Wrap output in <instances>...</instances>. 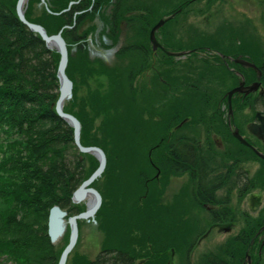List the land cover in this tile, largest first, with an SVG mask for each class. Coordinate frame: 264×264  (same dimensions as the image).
I'll use <instances>...</instances> for the list:
<instances>
[{
    "label": "trees",
    "instance_id": "trees-1",
    "mask_svg": "<svg viewBox=\"0 0 264 264\" xmlns=\"http://www.w3.org/2000/svg\"><path fill=\"white\" fill-rule=\"evenodd\" d=\"M17 1L0 0V264H58L68 239L62 250L51 244L47 235L49 210L58 206L68 216L83 212L84 205L73 204L71 197L97 169L98 161L76 149L72 128L56 115L59 54L48 49L38 35L19 21ZM41 1L28 0L25 18L42 26L48 35L61 31L66 42V75L73 89L72 99L64 104L63 110L80 122L82 146L99 147L106 155V168L91 185L102 197L95 220L105 235L104 251L130 253L134 258L146 252L149 264L166 262L171 250L184 257L190 246L188 238L194 231L190 221L191 200L187 197L184 200L185 190L188 186L193 189L196 179L191 177L190 185L185 184L184 192L172 203L163 202L164 192L171 176L193 173L189 163L192 158L224 155L216 153L213 147L210 152L198 147L171 152L162 137L184 119L187 122L181 129L218 127L217 133L225 134L235 145V150L228 154L230 157L262 165L258 176L251 179L240 174L231 179L234 173H230L224 186L246 189L241 198L255 189L264 195V162L231 136L226 111L219 115L214 112L218 103L226 104L224 97L236 82L216 83L214 78L220 72L210 73L206 66L195 63L196 60L204 64L205 51L199 48L209 43L204 32L192 30L198 42L190 46L177 42L171 31L186 7L194 4L193 0L172 2L168 11L164 5L163 9L156 4L159 0H45L46 5L42 4L39 11L35 5ZM71 2L74 4L69 6ZM178 9H182L179 14ZM172 14L175 17L155 37L169 51L196 46L188 57L189 68L173 57L162 56L160 51L154 55L151 49L150 30L160 19ZM95 19L104 26L99 33L102 48L118 44L122 26L128 30L112 65L89 57L88 39L96 30ZM103 36L111 42L110 46L104 45ZM248 44L240 46L243 48L240 53H250ZM73 48L75 51L71 53ZM178 64L185 67L179 70L180 75L174 69ZM162 65L165 75L161 72ZM261 71L260 85L264 89V67ZM179 77L189 79L182 81ZM249 78L246 83L254 80V74ZM163 86L165 94L161 93ZM81 87L85 90L79 96ZM258 102L264 106V95L256 98L251 94L244 98L243 105L237 96L232 98L231 124L240 133L245 132L246 121L238 123L237 115L246 107L253 114ZM253 119L254 114L249 121ZM257 146L264 155V144ZM195 162L198 166L199 160ZM203 186L204 181L199 178L196 187ZM244 218L236 235L211 256L212 264L217 261L215 257L220 258V264H242L246 254L251 264H264V247L259 239L262 233L255 236L264 226V209L258 217ZM160 254L163 259L158 260ZM71 260V264H87V259L79 255Z\"/></svg>",
    "mask_w": 264,
    "mask_h": 264
},
{
    "label": "flooded vegetation",
    "instance_id": "flooded-vegetation-1",
    "mask_svg": "<svg viewBox=\"0 0 264 264\" xmlns=\"http://www.w3.org/2000/svg\"><path fill=\"white\" fill-rule=\"evenodd\" d=\"M187 1L191 2L192 0H187ZM193 3L195 5L197 1L193 0ZM217 4H221V5L230 4L233 5L232 8L236 9V12H234L233 14L230 13L229 16L230 18L228 19L227 22H225L224 27L216 28L210 25H207L204 29H199L196 27L190 28L189 25L187 27L184 26L175 27L171 29V31L174 33L175 39L177 40V42L178 41L182 42L181 41L182 37H183L182 40L187 39L190 36V33L188 32H191L192 30L193 31L199 30L205 33L206 37L209 40V43L208 45L206 44L205 46H200V47L198 46V47L204 49L205 51V54L202 55L204 56L203 58L205 61L202 60V62H204L209 72L210 73L220 72V74L214 78V82L216 83H219L221 81L236 82V85L233 86L230 90L237 87L241 82H244L246 86L255 82L261 84L260 81L262 76L261 68L264 67V37L261 34V31L262 30L264 31V0H255V2L252 3L255 9L258 10V15H257L258 17L257 16L250 17L247 16L244 12L237 11L240 7L239 6L237 7L235 5L236 4L235 0H204V7L206 13H208L209 10H212V7ZM242 9H244V7ZM177 11L179 14L182 12V9H178ZM186 11H188L187 7L185 10V13L187 14ZM214 13H220V12L214 11ZM170 16L175 17V14H172ZM184 16L186 17V15ZM210 17H212V14L209 15V18ZM223 18H227V17H223ZM209 20L207 19V23L209 22ZM255 21H256V26H258V28L255 27ZM246 23L248 24V28L245 27ZM246 32L252 35V38H248L250 37V35ZM245 42L249 43L248 50L250 51V53L246 55L240 53V51L243 50V48H241L240 46L244 45ZM160 45L163 49H158L157 51H160L162 56L173 57L175 59L183 58L184 59L183 60L184 63H182L183 65L189 62L188 60L189 55L195 52L196 49V46H194L195 47L194 49L187 48L181 51H169L167 48H165L163 44L160 43ZM168 53H183V55L170 56L168 55ZM256 57L259 58V60ZM237 60L247 61L253 64L257 69L254 70L252 68L245 67L239 64L238 62H236ZM190 61L192 63V60ZM161 72L164 75L166 73L165 66L163 65L161 66ZM251 73L254 74L255 78L251 82L248 81L249 83H246V78L248 77V79L250 80L249 77ZM179 79L185 81L188 80L189 78L184 77L183 79H181L179 77ZM164 81H165L164 79H161V82L163 84ZM161 93L163 94L166 93L164 86L162 87ZM251 94L256 96V98H259L260 96L264 95V89L260 85L259 89L256 92L250 93L248 95L236 93L232 96V98L234 96H237L238 99L242 102L241 105H243L244 98L248 97ZM224 98H226V104L221 106L223 102L221 101L220 103H218V107L214 109V112L216 115H219L221 113L223 114L226 111L225 120L229 125L230 134L233 137L232 135L233 131L238 128H236L233 124H231V122L234 119H233V112L232 114L229 113L227 93ZM257 104L259 105L260 103L258 102ZM257 112L260 111H254V119L253 121L249 122L246 125L245 132L240 133L239 129L238 131L240 135L252 147H254L258 152H260L257 143L264 144V140L261 141L257 139L256 137L252 136L247 130L249 124L256 122L255 114ZM210 113H212V111H210ZM261 114L264 115L263 112H261ZM184 121L187 122V120L185 119ZM184 121L181 124L171 128V130H169L168 133L164 134L162 137V139L165 140L164 143L166 147L170 148L171 152L173 150L177 152L179 151V149L181 150L183 148L192 151L195 150V147H198L200 149L205 148L206 150H208V152H210V148L212 146L216 147L217 149L219 148L223 149L227 146L232 145L233 143V141L230 142V140L228 141L226 139L225 134L224 136H222V134L217 133L218 127H214L212 125L208 129L209 132L208 130H205L203 127L201 128V131H203V138H201L202 134L197 135L194 132L195 131L194 129H196L195 127H187L181 129L182 125L184 124ZM223 137L225 139H223ZM247 148L254 153V151L251 148L249 147ZM163 152L165 151L163 150ZM223 153H224L223 156L213 155L214 157H209V156H203L199 158L194 157L189 162L192 166V171H193L192 174L183 173L181 176L178 177H173V176L170 177L169 180L170 182L172 181V179L185 178L186 179L185 184L188 183L189 185H190L189 181L191 177H194V179H196V182L199 178H202L204 181V186L197 188L195 182V187L193 189L190 188V186H188L189 189L185 190L186 193L184 200L186 201V197L189 200H191L189 205L190 218H191L190 221L191 222L193 221L195 228L194 231L191 232L190 237L188 238L190 246L188 247V249H186L184 257L180 252L177 253L174 250H171L167 253V261L163 263L160 260L158 262L159 264H212L214 260L212 259L211 256L215 254L216 250L219 249L221 245H223V243L221 242L220 244L216 245L215 251L211 250L206 245H202V243L206 241V239L211 235V233L215 231L217 232L218 235L220 234L228 235L234 229L240 227L244 223L245 216L247 215L251 217L260 216L261 213V210L259 209V206H261L260 198L258 199L259 205L257 207H252L249 210H244L242 208V203L245 200L246 202L247 200L250 202L255 198V194H260L259 189H255L250 193H248L245 197L241 198L242 195L246 193L247 191L246 189H239L237 187H228L223 185L224 181L225 180L227 181V179L230 177L229 176L230 173H234L231 179H236L235 174L236 176L238 174L245 175L249 179L258 176V174L256 173H251L252 165H254L257 162L252 160H248L244 162L242 158L230 157L228 155L230 154L229 151H224ZM225 154L227 155L225 156ZM197 160H199L198 166L195 162ZM261 160L264 162V159ZM263 185H264V176H263ZM182 192H184L183 188H182ZM234 201H236V205H238L237 207H234L235 206L233 205ZM80 225L81 223H78V238H79ZM261 233L259 239L263 243L264 231H262ZM258 235L256 234L255 236ZM141 248L143 249V245ZM119 253L115 251L108 253L103 250L94 259H90L83 254L79 256L87 259V264H149L150 262L148 260L149 257L146 252H142L141 257H137V258H134V256H132L130 253L123 255ZM260 253H261V247L259 245L257 251L258 257H260ZM215 258H217L215 259L217 260L215 264H220L219 262L220 258L219 257H215ZM159 259H163L162 254L159 255L158 260ZM184 259L186 260V262H184ZM242 264H247L246 255H245V263Z\"/></svg>",
    "mask_w": 264,
    "mask_h": 264
},
{
    "label": "water",
    "instance_id": "water-1",
    "mask_svg": "<svg viewBox=\"0 0 264 264\" xmlns=\"http://www.w3.org/2000/svg\"><path fill=\"white\" fill-rule=\"evenodd\" d=\"M28 0H18L16 4V15L19 21L35 36L38 35L40 39L44 42L48 49H54L59 54V63L57 68V78L59 81V96L54 104L56 115L63 121H65L73 130V143L76 149L81 154H90L96 158L98 161L97 169L91 174V176L86 179L81 185L73 192L71 201L73 204H79L85 202V210L79 214L67 217V212L60 209L58 206H53L49 210V215L47 219V235L52 244L56 243L64 234L66 226L69 227V239L67 245L61 252L58 264H66L68 256L73 251L78 240V223L81 222H92L96 223L95 215L101 207L102 197L100 193L91 187L92 183L99 179L106 168V155L103 150L99 147L89 146L84 147L80 142L81 126L80 122L71 114L64 112L63 107L65 102L72 98L73 83L66 75V67L68 63V50L64 39L61 36V31L54 35H48L44 28L38 24L30 23L25 18V8ZM42 4L46 5L45 0L41 1ZM74 2L69 4L72 5ZM69 9V8H68ZM68 9L64 10L68 11ZM172 16L159 20L150 30L149 40L152 48L153 54L156 53L158 49H163L161 45L156 40V32L165 24V22L171 19ZM74 51V49L72 50ZM170 56H181L183 53H168ZM239 64L252 68L256 70L257 68L243 60H237ZM260 84L258 82L252 83L250 85H245L244 82L239 83V85L227 93V101L229 104V113L232 114L231 108V98L234 94H244L248 95L250 93L256 92L259 89ZM256 122L249 124L247 127L248 132L259 140H264V115L261 112L255 114ZM233 137L240 142L242 145L251 148L254 153L264 159V155L258 152L254 147H252L239 133L238 129L233 131ZM264 231V226L258 231L257 235ZM253 243V239L250 244ZM264 242L262 243V246ZM247 264H251L250 256L246 254Z\"/></svg>",
    "mask_w": 264,
    "mask_h": 264
},
{
    "label": "rangeland",
    "instance_id": "rangeland-1",
    "mask_svg": "<svg viewBox=\"0 0 264 264\" xmlns=\"http://www.w3.org/2000/svg\"><path fill=\"white\" fill-rule=\"evenodd\" d=\"M177 1L180 0H159V3L156 2L157 5H164L166 7L165 10H171L173 6L172 2L175 3ZM253 2H255V0H235V5L238 7H240L237 11H241L244 12L247 16L250 17H255L258 15V10L255 9V7L253 6ZM27 6V5H26ZM163 6V9H164ZM233 5L230 4H217L215 6L212 7V10H209V15L212 14V17L209 18L208 13H206L205 11V7H204V0L201 2H197L194 4H192L191 6L188 7V11L187 14L183 13L182 16L178 17L179 19H177L176 23L174 24V28L175 27H187L192 26V27H196L199 29H204L207 25H210L212 27H216V28H220V27H224L225 26V22L228 21V19L230 18V13L233 14L234 12H236V9L232 8ZM161 7V6H160ZM244 7V9H242ZM38 8L39 11L40 9L43 8L42 3L36 4L35 5V9ZM39 11L36 13L37 15L39 14ZM208 11V10H207ZM214 11H218L220 13H214ZM186 15V17L184 16ZM223 17H227V18H223ZM236 17V14H235ZM258 17V16H257ZM207 19L209 20V22L207 23ZM95 25H96V30L94 32L93 36H89L88 42H89V57L91 59H100L102 60L106 65H112L114 63V54L116 53V51L118 50V48L122 45L123 41L126 40L127 37V33L128 30L122 26V32L119 36V41L118 44L115 45L113 48H102L99 42V33L102 31V29H104L103 24L98 21L97 19H95L94 21ZM246 28H248V24H245ZM250 27V26H249ZM255 27L258 28V26H256V21H255ZM250 29V28H249ZM190 33V36L183 40V45H188V44H194L196 42H198L197 40V35L196 32H188ZM248 33V32H246ZM249 34V33H248ZM261 34L264 37V31H261ZM250 35V34H249ZM245 37V35H244ZM248 37V36H247ZM160 38V36H159ZM194 38V39H193ZM248 38H252V35H250V37ZM192 41V42H191ZM103 43L106 46H110L111 42L103 36ZM160 44V43H159ZM181 44V43H180ZM176 45V44H175ZM74 49V48H73ZM72 49V50H73ZM71 50V53H73ZM72 56V55H71ZM178 61H181V64L184 63V59L180 58L177 59ZM195 63L200 65V67L205 66V64L200 63L198 61L195 60ZM181 64H178L176 66V70H183L185 69L186 66L188 67L190 65V63H186L183 66ZM189 68V67H188ZM200 69V68H199ZM201 70V69H200ZM181 72H179L177 75H180ZM143 82H147V78L143 80ZM84 88H80V92H79V96H82V91H84ZM72 99V98H71ZM70 99V100H71ZM69 100V101H70ZM254 111H260L264 113V106L263 105H258L255 106V110ZM254 114V113H253ZM252 114V110L250 107H246L243 112L239 113L237 115V122L238 123H245L247 125L249 122V119L253 116ZM248 121V122H247ZM202 128V127H201ZM201 128L197 127L196 129H194L196 134H202L203 138V131H201ZM214 150H216V153L219 154H223L224 151H229V152H233L235 145L232 144L230 146H227L223 149H217L216 147L212 146ZM261 167L262 165H260V163H255L254 165H252L251 167V173H256L259 174V172H261ZM185 178H177V179H172V181L168 182V185L166 187V190L164 192L163 195V202L165 203H172L176 197H178L179 194L182 193V188H184L183 186L185 185ZM99 186L102 189V184L101 182H99ZM262 195V198H260V196ZM260 198V204L261 206H259L260 210L264 209V195L261 194H255V198L253 200H251L250 202L246 200L242 203V208L244 210H249L252 207H257L259 205L258 203V199ZM240 203V204H241ZM239 204V205H240ZM75 205H84L85 207V202H81L79 204H75ZM234 207H237L238 205H236V201H234ZM183 206H180V208ZM192 224V228H195L193 221L191 222ZM241 227H238L236 229H234L230 234L228 235H224V234H220L218 235L217 232L213 231L211 233V235L206 239V241L204 243H202V245H206L208 246L211 250H216V245L220 244L221 242L224 243L227 239L232 238L233 236L236 235V233L239 231ZM173 237V236H172ZM170 237V238H172ZM69 238V228L66 227L65 228V232L63 234V236L53 245L55 246V248H58L59 250L63 248V246L65 245V241ZM105 238L104 233L98 228V224L96 222V224L94 223H88V222H81V225L79 227V238L76 244L75 249L73 250V252L71 253L67 264H71L70 262H72V258H75V255H86L88 258L90 259H94L96 258V256L103 251L102 248V243L103 240ZM58 250V251H59ZM57 254V253H56ZM70 261V262H69ZM5 264H14V263H10V262H6Z\"/></svg>",
    "mask_w": 264,
    "mask_h": 264
}]
</instances>
